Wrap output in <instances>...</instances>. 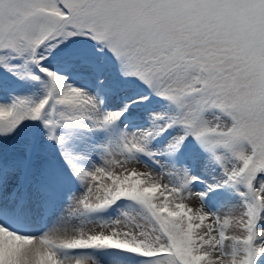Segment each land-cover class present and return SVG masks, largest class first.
Wrapping results in <instances>:
<instances>
[{"label": "snow or ice", "instance_id": "snow-or-ice-1", "mask_svg": "<svg viewBox=\"0 0 264 264\" xmlns=\"http://www.w3.org/2000/svg\"><path fill=\"white\" fill-rule=\"evenodd\" d=\"M0 264H264V0H0Z\"/></svg>", "mask_w": 264, "mask_h": 264}, {"label": "bare ground", "instance_id": "bare-ground-1", "mask_svg": "<svg viewBox=\"0 0 264 264\" xmlns=\"http://www.w3.org/2000/svg\"><path fill=\"white\" fill-rule=\"evenodd\" d=\"M19 91L23 92V89H20Z\"/></svg>", "mask_w": 264, "mask_h": 264}]
</instances>
